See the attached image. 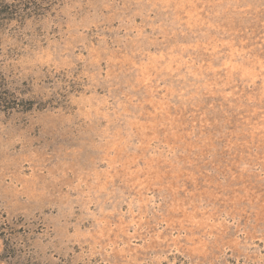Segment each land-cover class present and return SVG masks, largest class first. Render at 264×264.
I'll return each instance as SVG.
<instances>
[{"label":"rangeland","instance_id":"1","mask_svg":"<svg viewBox=\"0 0 264 264\" xmlns=\"http://www.w3.org/2000/svg\"><path fill=\"white\" fill-rule=\"evenodd\" d=\"M0 264H264V0H0Z\"/></svg>","mask_w":264,"mask_h":264}]
</instances>
